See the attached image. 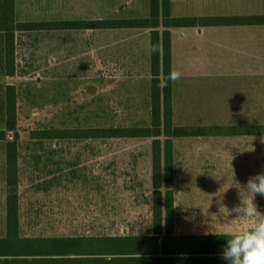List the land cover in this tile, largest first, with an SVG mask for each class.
Wrapping results in <instances>:
<instances>
[{
    "label": "crops",
    "instance_id": "1",
    "mask_svg": "<svg viewBox=\"0 0 264 264\" xmlns=\"http://www.w3.org/2000/svg\"><path fill=\"white\" fill-rule=\"evenodd\" d=\"M245 1L251 11L238 22H219L229 17L213 8L201 17L207 25L170 29L172 72L181 73L173 82L174 125L186 128L175 124L180 107L206 105L208 125L194 127L211 130L208 136L172 139L173 214L167 218L163 208L156 225L153 182L142 190L152 194L149 200L74 202L41 199L20 182L9 186L6 177L0 188V264H217L222 255L215 237L252 227L254 220L236 219L233 209L239 204L236 187L264 173V14L260 0ZM172 11L174 18L199 19L187 10ZM50 30L56 49L66 30ZM61 38L66 43L65 33ZM221 128L246 134H212ZM151 165L153 181V152ZM10 196L18 200L11 211ZM255 203L264 214V196Z\"/></svg>",
    "mask_w": 264,
    "mask_h": 264
},
{
    "label": "rangeland",
    "instance_id": "2",
    "mask_svg": "<svg viewBox=\"0 0 264 264\" xmlns=\"http://www.w3.org/2000/svg\"><path fill=\"white\" fill-rule=\"evenodd\" d=\"M257 3L264 14V0ZM251 7V1L245 0H175L171 11L174 8L175 15H182L187 10L201 19L215 8L232 23ZM150 10V0H17L15 19L19 24L50 25L60 24L52 21L127 22L150 18ZM148 31L67 28L60 32L61 37L67 35L66 43L60 37L61 46L56 49L53 30L16 33V75L6 77L0 65V91L12 85L17 93V130L0 141V188L8 177V155L14 154L9 143L15 142L18 183L41 199H151L152 194L142 190L153 182V139L33 136L37 131L150 127L152 41L150 49ZM189 98L197 101L199 97ZM201 99L206 102L207 97ZM206 108L191 111L186 106L183 111L180 107L175 124L187 129L208 125ZM222 129L212 134H227L230 128Z\"/></svg>",
    "mask_w": 264,
    "mask_h": 264
},
{
    "label": "trees",
    "instance_id": "3",
    "mask_svg": "<svg viewBox=\"0 0 264 264\" xmlns=\"http://www.w3.org/2000/svg\"><path fill=\"white\" fill-rule=\"evenodd\" d=\"M172 0H150L151 16L127 22L97 21L82 23L50 24H19L15 19V0H0V59L1 67L7 77L16 73L15 40L17 32L32 30H50L53 27L67 30H96V29H150L152 33V62H151V117L152 123L146 128H107L88 129L80 131H42L33 136L44 139L78 138V139H153V202L156 225L159 215L165 208L167 218L174 210V174H173V138L208 136V128H181L174 125L173 112V81L172 73V28L195 27L198 24L207 25L208 19L174 18L171 12ZM224 23L226 21H219ZM264 22V17H263ZM65 26H68L65 28ZM163 28L162 32L159 29ZM162 84L166 86H161ZM17 93L16 88L7 85L0 91V141H5L8 132L17 130ZM224 131L222 128L220 129ZM227 134H246L244 129L230 128ZM14 154L8 155L7 182L11 187L17 186V157L16 143H9ZM10 150V149H9ZM165 190V193H163ZM17 197L8 199L9 210L16 209ZM169 221V220H168ZM170 222V221H169ZM228 236L215 237L217 254L222 255L227 244ZM217 264H228V261L218 257Z\"/></svg>",
    "mask_w": 264,
    "mask_h": 264
},
{
    "label": "clouds",
    "instance_id": "4",
    "mask_svg": "<svg viewBox=\"0 0 264 264\" xmlns=\"http://www.w3.org/2000/svg\"><path fill=\"white\" fill-rule=\"evenodd\" d=\"M180 76L177 71L170 74L173 82ZM236 188L239 195V204L233 209L236 219H252L255 223L249 230L222 234L228 236L222 259L228 264H264V214L255 203L257 195L264 196V173L251 177L246 185L239 184Z\"/></svg>",
    "mask_w": 264,
    "mask_h": 264
},
{
    "label": "water",
    "instance_id": "5",
    "mask_svg": "<svg viewBox=\"0 0 264 264\" xmlns=\"http://www.w3.org/2000/svg\"><path fill=\"white\" fill-rule=\"evenodd\" d=\"M16 137H18V133H16Z\"/></svg>",
    "mask_w": 264,
    "mask_h": 264
}]
</instances>
